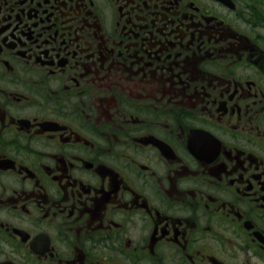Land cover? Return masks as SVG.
<instances>
[{"label": "flooded vegetation", "instance_id": "obj_1", "mask_svg": "<svg viewBox=\"0 0 264 264\" xmlns=\"http://www.w3.org/2000/svg\"><path fill=\"white\" fill-rule=\"evenodd\" d=\"M0 264H264V0H0Z\"/></svg>", "mask_w": 264, "mask_h": 264}]
</instances>
